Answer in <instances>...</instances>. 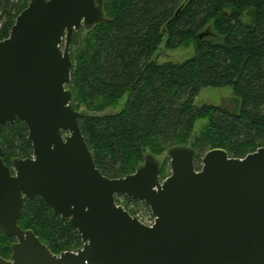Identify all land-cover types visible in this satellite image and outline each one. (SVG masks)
Instances as JSON below:
<instances>
[{
	"label": "water",
	"instance_id": "obj_1",
	"mask_svg": "<svg viewBox=\"0 0 264 264\" xmlns=\"http://www.w3.org/2000/svg\"><path fill=\"white\" fill-rule=\"evenodd\" d=\"M104 19L103 0H31L0 41V132L21 120L34 150L13 173L0 146V229L17 239L0 264H264V147L244 158L211 149L197 170L194 148L173 146L163 181L151 154L123 177L97 167L80 125L88 112L67 86L75 33ZM37 195L83 247L58 255L21 227L24 201ZM121 195L146 202L155 223L118 204Z\"/></svg>",
	"mask_w": 264,
	"mask_h": 264
},
{
	"label": "trees",
	"instance_id": "obj_2",
	"mask_svg": "<svg viewBox=\"0 0 264 264\" xmlns=\"http://www.w3.org/2000/svg\"><path fill=\"white\" fill-rule=\"evenodd\" d=\"M29 3L0 0V41ZM103 12L101 23L74 35L67 88L73 107L88 112L81 129L105 175L126 176L147 155L168 153L176 145L194 148L198 169L211 149L244 158L264 147V0H103ZM189 43L196 48L191 58L158 61L163 45L175 50ZM205 87H231L240 111L198 106ZM204 119L207 124L196 134ZM0 146L10 167L15 158L34 152L28 127L19 119L2 126ZM19 224L55 254L83 247L79 231L38 195L25 199ZM16 241L0 229V257L10 259Z\"/></svg>",
	"mask_w": 264,
	"mask_h": 264
},
{
	"label": "rangeland",
	"instance_id": "obj_3",
	"mask_svg": "<svg viewBox=\"0 0 264 264\" xmlns=\"http://www.w3.org/2000/svg\"><path fill=\"white\" fill-rule=\"evenodd\" d=\"M31 1V0H30ZM246 21L250 18L245 17ZM81 30V29H80ZM79 30V31H80ZM84 37L88 35V30H83L81 33ZM74 39V38H73ZM73 44V42H72ZM71 44V47L73 46ZM71 51V48H70ZM196 48L194 43H189L175 50H167L163 45L158 51V61L161 63L172 61V62H184L185 60L191 58L195 54ZM126 98L122 100L120 107L115 109L119 111L125 103ZM196 104L202 106L204 104H214L225 107L233 112H239L241 108V100L235 95L234 90L231 87H205L201 90L200 94L196 98ZM207 124V120H200L195 127V133L199 134L201 129ZM155 159L160 165V180H165L172 173V167L170 164V158L168 157L167 151L160 155H155ZM203 160V159H202ZM203 166V161H202ZM197 168V166H196ZM162 169L164 174H162ZM202 169V168H201ZM198 169L197 170H201ZM127 195L117 196V203L124 206L131 214L138 216L144 223L148 225H153L155 222V216L152 210L146 202L139 200L140 202H132L126 200ZM84 242V241H83ZM84 245V244H83ZM12 258V257H11ZM10 258V259H11Z\"/></svg>",
	"mask_w": 264,
	"mask_h": 264
},
{
	"label": "flooded vegetation",
	"instance_id": "obj_4",
	"mask_svg": "<svg viewBox=\"0 0 264 264\" xmlns=\"http://www.w3.org/2000/svg\"><path fill=\"white\" fill-rule=\"evenodd\" d=\"M33 153H34V152H33ZM32 156H33V155H32ZM32 156H31V157H32ZM11 169H12V172H13V173H15V170H14V165H13V163H12V167H11Z\"/></svg>",
	"mask_w": 264,
	"mask_h": 264
}]
</instances>
